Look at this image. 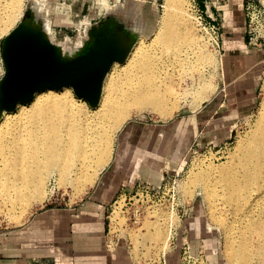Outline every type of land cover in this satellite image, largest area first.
<instances>
[{"label":"bare ground","instance_id":"1","mask_svg":"<svg viewBox=\"0 0 264 264\" xmlns=\"http://www.w3.org/2000/svg\"><path fill=\"white\" fill-rule=\"evenodd\" d=\"M182 2L169 0L175 8ZM141 5L135 2L130 10L138 21ZM35 7L42 13V0H37ZM23 8L24 0H0V34L8 31ZM165 15L153 38L143 31L126 61L113 65L96 110L86 109L85 100L79 104L72 88L65 87L61 93H37L30 106L21 104L16 114L4 113L0 124V199L6 205L11 209L21 205L26 211L44 202L52 193L46 186L53 174L65 184L79 183L71 186L93 187L103 168L110 165L117 133L130 118L146 111L171 118L188 98L199 103L194 109L210 99L214 88L206 84L205 68L214 64L215 58L204 50L205 44L184 13L169 9ZM86 19L78 14L76 26ZM44 27L54 41L50 23ZM84 40L58 45L73 53ZM2 72L5 74V66ZM182 74L186 78L179 76ZM260 116L229 165L197 175L193 181L202 186L206 201L212 205L210 228H226L224 252L231 264H264V101ZM217 201L225 205L230 224L218 217L214 208Z\"/></svg>","mask_w":264,"mask_h":264},{"label":"rangeland","instance_id":"2","mask_svg":"<svg viewBox=\"0 0 264 264\" xmlns=\"http://www.w3.org/2000/svg\"><path fill=\"white\" fill-rule=\"evenodd\" d=\"M101 1L42 0L43 12L38 14L35 7L37 0H24L23 14L12 23L7 32L0 34V49L3 39L20 23L24 14L33 15L36 13L44 25L49 22L56 44L70 43L75 45L79 41H83L84 38L85 42L88 38V30L110 14L129 28L137 26L136 29L142 30L141 36L144 31L150 37H154L162 24L160 22L166 16L165 14L169 9H173L174 12H182L187 16L196 35L205 44L204 50L215 59L214 64L210 63L208 69L205 68L209 78H207L209 81H206V84L211 85L214 91L209 94L210 99L204 102L200 108L194 109L193 106L197 107L199 103L196 104L197 101L193 103L191 102L193 101L192 98H188L187 101L189 102H186L187 104L171 118H161L155 112H142L130 118L123 126L125 130H120L121 132L117 133L113 160L118 154L120 140L126 133V129L128 132L135 126L153 128L164 126L166 129H171L177 121L180 123L184 121V133H179L183 145L177 148L169 142L165 149L168 153L165 161L176 162L174 168L166 167L164 169L162 180L158 185L138 180L132 191H122L108 204L104 219V253L99 257V262L96 264H231L224 252L226 228L224 226L210 228V207L212 205L206 201L202 186L193 181L197 175L221 168L225 164L229 165L232 156L235 157L238 154L240 143L256 128L261 117L264 101V54L262 64L257 70L260 81L253 107L249 110L245 109V111L240 108L238 112L232 110L234 111L233 114L228 109L230 105L224 78L225 61L230 45H240L241 41L247 38L245 15L243 16L244 20L237 19L233 15L235 9L244 7V0H231L229 3H222V5L215 1L217 4L214 3V5L223 13V18L218 21L219 34H213L211 31L202 30L199 27L195 15L191 11L190 0H183L178 8L171 5L169 0H147L146 2L133 0L128 3L124 1L115 2V0ZM135 2L143 3L142 7L140 6L139 16L141 19L139 21L130 11ZM63 4L67 18L71 22H65L61 19L55 21L58 15L57 10ZM201 9L205 10V6H201ZM96 11L99 12V15ZM75 13H81V16L87 18L83 22L84 24L76 26L75 18H78V15L74 16ZM180 15L182 16V14ZM228 16L231 20L227 19ZM207 20L209 21L208 18ZM236 27L239 28L235 29ZM239 49L241 50L239 47L236 49L237 53H240ZM249 49H253L257 53L261 51L258 47L252 46H249ZM188 51L192 52L193 49ZM182 54H186V52ZM235 56L237 58V55ZM3 67L4 63L0 52V80L4 76ZM170 68V70L175 69ZM238 69L240 70V68ZM184 75L179 76L186 78ZM50 90L61 93L64 89ZM73 93L79 100V104H83V100L76 96L74 90ZM26 106L29 107L30 105L27 104ZM88 106H85L88 110H96L97 108H92L89 104ZM17 112L14 111L11 114ZM4 120L5 118L2 117L0 124ZM159 133L161 135V132ZM135 138L139 139L140 137L138 134L132 136V139ZM53 175L47 179L46 186V190H51L52 193L44 202L33 204L31 208H26V211L21 205L11 209L9 204L6 205V202L0 199V229L2 231L24 227L36 214L46 210L52 212L55 209H78L96 191L100 182L98 180L93 187L90 185L83 188V186L76 187L79 183L75 181L77 185L71 186L74 183L71 181L69 186L68 182L67 184H65L66 181L63 183L58 175ZM14 180L15 175L11 181ZM142 188L152 189L153 194L149 197L144 195L142 198L134 197L138 190H144ZM214 208L217 209L219 218L226 219L229 224L232 222L230 215L225 213L224 204L217 201ZM55 250L56 255L45 259L35 258L24 264H55L57 262L66 264L64 251L59 247H55ZM74 262L76 263V260Z\"/></svg>","mask_w":264,"mask_h":264},{"label":"crops","instance_id":"3","mask_svg":"<svg viewBox=\"0 0 264 264\" xmlns=\"http://www.w3.org/2000/svg\"><path fill=\"white\" fill-rule=\"evenodd\" d=\"M200 5L205 6L203 2ZM64 7L63 4L57 10L55 21L61 19L71 22ZM234 13V17L244 20L243 7L235 9ZM228 18L231 20L230 16ZM238 47L241 48L240 53L236 51ZM227 52L226 67L224 70L223 62V70L229 97L228 109L233 114L234 111H240L239 108L245 111L253 107L260 81L257 70L262 64L264 53L249 49L248 37L240 45H230ZM237 105L239 107H235ZM183 126L184 121H177L171 129L164 126H135L129 132L126 129L120 140L118 154L112 159V164L104 169L107 171L102 172L96 191L80 208L55 209L52 212L46 210L36 214L24 227L4 231L0 229V264H24L35 258L45 259L57 254L55 247L64 251L66 264L98 263L104 253V219L108 204L122 191H132L138 180L152 185L161 182L164 169L174 168L177 164L165 161L168 156L166 146L169 142L177 148L183 145L179 134L184 133ZM137 134L140 138L132 139Z\"/></svg>","mask_w":264,"mask_h":264},{"label":"water","instance_id":"4","mask_svg":"<svg viewBox=\"0 0 264 264\" xmlns=\"http://www.w3.org/2000/svg\"><path fill=\"white\" fill-rule=\"evenodd\" d=\"M138 29L110 14L89 29L82 47L70 53L51 39L36 13L24 14L1 45L5 74L0 80V119L30 104L39 92L65 87L96 108L108 73L115 63L126 61Z\"/></svg>","mask_w":264,"mask_h":264},{"label":"built area","instance_id":"5","mask_svg":"<svg viewBox=\"0 0 264 264\" xmlns=\"http://www.w3.org/2000/svg\"><path fill=\"white\" fill-rule=\"evenodd\" d=\"M116 1L121 3L127 0H115V2ZM141 1L146 2L147 0ZM215 1L222 5V3H229L231 0H190L191 11L194 13L197 23L202 30H209L213 34H219L220 27L218 21L223 18V13L214 5V3H216ZM200 2L204 3L205 10L201 9ZM243 9L246 20L248 45L258 47L259 50L264 52V0H244ZM142 189L144 190H138L134 197L142 198L143 195L149 197L153 194L150 188Z\"/></svg>","mask_w":264,"mask_h":264}]
</instances>
